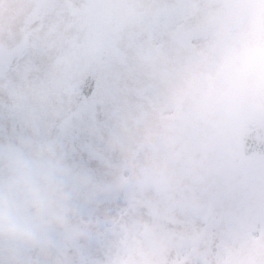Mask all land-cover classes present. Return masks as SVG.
I'll return each instance as SVG.
<instances>
[{
    "label": "snow or ice",
    "instance_id": "obj_1",
    "mask_svg": "<svg viewBox=\"0 0 264 264\" xmlns=\"http://www.w3.org/2000/svg\"><path fill=\"white\" fill-rule=\"evenodd\" d=\"M25 118L108 188L44 264H264V0H0V124Z\"/></svg>",
    "mask_w": 264,
    "mask_h": 264
},
{
    "label": "clouds",
    "instance_id": "obj_2",
    "mask_svg": "<svg viewBox=\"0 0 264 264\" xmlns=\"http://www.w3.org/2000/svg\"><path fill=\"white\" fill-rule=\"evenodd\" d=\"M29 148L26 156L0 145V264H33L34 256L49 250L48 231L74 219L54 146Z\"/></svg>",
    "mask_w": 264,
    "mask_h": 264
},
{
    "label": "rangeland",
    "instance_id": "obj_3",
    "mask_svg": "<svg viewBox=\"0 0 264 264\" xmlns=\"http://www.w3.org/2000/svg\"><path fill=\"white\" fill-rule=\"evenodd\" d=\"M34 121L32 118L28 119V128H30V126H34ZM14 129H16V126L11 128L9 123L0 124V145H10L21 151L26 156L30 155L29 146H54L57 158L60 160V167L65 173L59 178V182L69 197L68 206L71 207L74 212V219L67 227L64 229L52 228L48 231L47 240L49 242V250L44 254L33 257V264H44V262L49 259L53 251L51 239L53 234H66L73 237L72 233H76L75 238H78L81 232L95 227L93 222L95 216L98 214H104L103 209L99 207L97 202L101 201L106 196L108 188L102 180L94 177L73 162L72 156L74 148L65 140H62L55 134H41L37 128L34 129V132L31 131L27 136L26 128L23 130L20 129L21 137L18 138V134L15 133ZM35 132L38 136H35ZM109 146L115 148V145L111 142H109ZM36 163H43V161H36ZM105 179L109 182L113 191H115L119 185L126 188L125 179L115 168L110 170V175ZM99 194H103L104 196L100 198ZM85 209H89L90 214L86 216L83 215L82 211ZM108 218L114 219L115 217L109 216Z\"/></svg>",
    "mask_w": 264,
    "mask_h": 264
},
{
    "label": "water",
    "instance_id": "obj_4",
    "mask_svg": "<svg viewBox=\"0 0 264 264\" xmlns=\"http://www.w3.org/2000/svg\"><path fill=\"white\" fill-rule=\"evenodd\" d=\"M252 151V150H251ZM251 151H249L247 154H251Z\"/></svg>",
    "mask_w": 264,
    "mask_h": 264
}]
</instances>
